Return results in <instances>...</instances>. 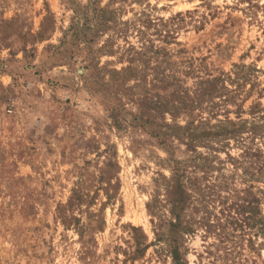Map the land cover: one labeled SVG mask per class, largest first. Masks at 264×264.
I'll list each match as a JSON object with an SVG mask.
<instances>
[{"label":"rangeland","instance_id":"obj_1","mask_svg":"<svg viewBox=\"0 0 264 264\" xmlns=\"http://www.w3.org/2000/svg\"><path fill=\"white\" fill-rule=\"evenodd\" d=\"M172 240L264 264V0H0V264Z\"/></svg>","mask_w":264,"mask_h":264},{"label":"trees","instance_id":"obj_2","mask_svg":"<svg viewBox=\"0 0 264 264\" xmlns=\"http://www.w3.org/2000/svg\"><path fill=\"white\" fill-rule=\"evenodd\" d=\"M178 222L179 221L172 222L171 226H176L177 227L179 225ZM167 247H168L167 248L168 252L172 256V260H173L174 264H183L181 262L182 259H181L180 251H179L180 247H179L178 243L176 242V240H172V242H168Z\"/></svg>","mask_w":264,"mask_h":264},{"label":"built area","instance_id":"obj_3","mask_svg":"<svg viewBox=\"0 0 264 264\" xmlns=\"http://www.w3.org/2000/svg\"><path fill=\"white\" fill-rule=\"evenodd\" d=\"M9 111H10V109H9Z\"/></svg>","mask_w":264,"mask_h":264}]
</instances>
